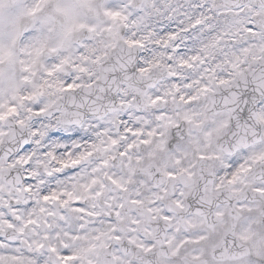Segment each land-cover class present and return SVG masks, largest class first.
I'll use <instances>...</instances> for the list:
<instances>
[{
    "label": "snow or ice",
    "instance_id": "6c2138e0",
    "mask_svg": "<svg viewBox=\"0 0 264 264\" xmlns=\"http://www.w3.org/2000/svg\"><path fill=\"white\" fill-rule=\"evenodd\" d=\"M0 264H264V0H0Z\"/></svg>",
    "mask_w": 264,
    "mask_h": 264
}]
</instances>
